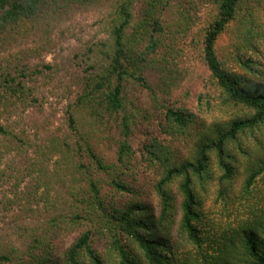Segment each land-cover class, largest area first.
<instances>
[{
	"label": "trees",
	"instance_id": "1",
	"mask_svg": "<svg viewBox=\"0 0 264 264\" xmlns=\"http://www.w3.org/2000/svg\"><path fill=\"white\" fill-rule=\"evenodd\" d=\"M260 137L264 0H0V264H264ZM138 155L156 207L119 200Z\"/></svg>",
	"mask_w": 264,
	"mask_h": 264
},
{
	"label": "rangeland",
	"instance_id": "2",
	"mask_svg": "<svg viewBox=\"0 0 264 264\" xmlns=\"http://www.w3.org/2000/svg\"><path fill=\"white\" fill-rule=\"evenodd\" d=\"M92 15H89L88 13H80L78 15V18L81 20H86L87 22L91 19ZM226 45V38H220L218 41V47L219 50H223ZM50 58V57H48ZM213 104V103H212ZM191 108H194L195 113L205 122V126H198L197 129H194L190 132V135L188 138L182 139L179 142L178 148L181 149V152L183 155H188L190 148L193 144H191L194 140H196V137L198 138L206 131V126L212 124L214 121H223L228 120L230 118L229 113H224L223 111L214 110L211 113L206 109L205 103L202 101L200 104L193 103L192 105H189ZM218 123V122H217ZM198 132V136L195 135ZM209 133V131L207 132ZM137 136H140L138 134ZM139 138V139H138ZM142 138V135L140 137H137L135 139V147H137L138 142ZM262 138L263 146H255L249 144L248 146L250 151V157L248 159H242L241 155L236 152V150H233L234 156H236L239 159L238 170L239 174L237 176L236 181L233 184V192L235 194L238 193V191L241 189L242 183L245 179V176L247 175L248 170L254 166L255 163H257L258 159L261 158L264 155V137ZM195 142V141H194ZM183 146V147H182ZM182 147V148H181ZM179 149V150H180ZM132 166H130V170L127 172L129 177L125 178L129 185H131L132 189L136 194L134 195H126L125 198L121 199H131V200H138L140 202L148 201L150 202L153 207H156L157 199L155 195L152 192V186L155 183V179L158 176V172H156L151 165H149L147 162L142 160V158L138 155L137 158H134L132 160ZM135 165V167H133ZM133 167V168H132ZM262 188L264 189V181L262 182ZM177 184L175 183L172 186V192L176 197L177 205L179 202V197L177 193ZM217 187H212L209 191L206 205L208 206L209 211H213V208L216 207L215 201H216V191ZM178 217L179 214L177 213V216L175 218V222L172 226L171 232L169 234V237L171 238V241L174 245L175 252L179 255L182 253H186L189 251V247L187 243L184 241L182 235L178 232ZM100 252L103 254L105 258L106 264H116L115 257L111 255V253L107 250V248L103 245L100 247Z\"/></svg>",
	"mask_w": 264,
	"mask_h": 264
}]
</instances>
